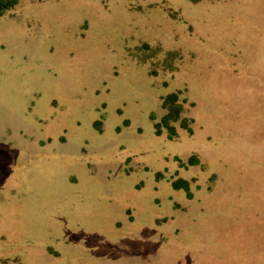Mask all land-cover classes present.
<instances>
[{
  "label": "rangeland",
  "instance_id": "rangeland-1",
  "mask_svg": "<svg viewBox=\"0 0 264 264\" xmlns=\"http://www.w3.org/2000/svg\"><path fill=\"white\" fill-rule=\"evenodd\" d=\"M0 264H264V0L0 16Z\"/></svg>",
  "mask_w": 264,
  "mask_h": 264
},
{
  "label": "trees",
  "instance_id": "trees-1",
  "mask_svg": "<svg viewBox=\"0 0 264 264\" xmlns=\"http://www.w3.org/2000/svg\"><path fill=\"white\" fill-rule=\"evenodd\" d=\"M21 0H0V16L13 9Z\"/></svg>",
  "mask_w": 264,
  "mask_h": 264
}]
</instances>
